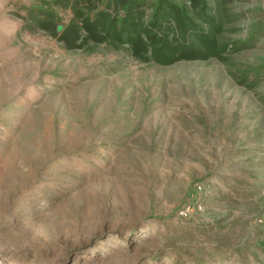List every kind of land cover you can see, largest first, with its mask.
<instances>
[{
    "label": "rangeland",
    "instance_id": "obj_1",
    "mask_svg": "<svg viewBox=\"0 0 264 264\" xmlns=\"http://www.w3.org/2000/svg\"><path fill=\"white\" fill-rule=\"evenodd\" d=\"M54 1L0 0V264H264V0L169 67L23 29Z\"/></svg>",
    "mask_w": 264,
    "mask_h": 264
},
{
    "label": "trees",
    "instance_id": "obj_2",
    "mask_svg": "<svg viewBox=\"0 0 264 264\" xmlns=\"http://www.w3.org/2000/svg\"><path fill=\"white\" fill-rule=\"evenodd\" d=\"M55 0L53 6L71 13L66 25L46 2L27 11L24 30L35 28L56 39L66 51L105 46L126 50L140 64L169 67L216 60L227 64L229 48L223 36L226 20H238L224 5L234 0ZM149 7V9H148ZM248 22L246 23V25ZM62 26L60 33L57 26ZM245 25V26H246ZM245 41V40H242ZM233 79L234 75L230 74ZM239 85L244 81L236 80ZM257 81L247 87L253 89Z\"/></svg>",
    "mask_w": 264,
    "mask_h": 264
},
{
    "label": "built area",
    "instance_id": "obj_3",
    "mask_svg": "<svg viewBox=\"0 0 264 264\" xmlns=\"http://www.w3.org/2000/svg\"><path fill=\"white\" fill-rule=\"evenodd\" d=\"M195 192H199V191H201V187H200V185H194V189H193ZM191 206L192 205H190V204H188L187 206L185 205H183L180 209H179V211H178V213H177V216H178V218L179 219H185V218H187V216L189 215V213L191 212V210L190 209H196L197 211H199V210H201V208H199V207H197V208H195V207H193L192 206V208H191Z\"/></svg>",
    "mask_w": 264,
    "mask_h": 264
},
{
    "label": "water",
    "instance_id": "obj_4",
    "mask_svg": "<svg viewBox=\"0 0 264 264\" xmlns=\"http://www.w3.org/2000/svg\"><path fill=\"white\" fill-rule=\"evenodd\" d=\"M61 31H62V26H60V25L57 26V27H56V32H57V33H60Z\"/></svg>",
    "mask_w": 264,
    "mask_h": 264
}]
</instances>
